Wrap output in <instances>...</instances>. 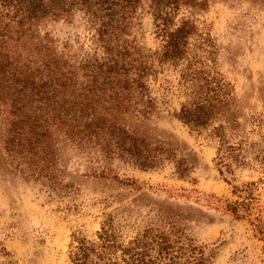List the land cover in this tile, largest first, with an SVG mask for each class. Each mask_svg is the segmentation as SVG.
<instances>
[{
    "label": "trees",
    "instance_id": "1",
    "mask_svg": "<svg viewBox=\"0 0 264 264\" xmlns=\"http://www.w3.org/2000/svg\"><path fill=\"white\" fill-rule=\"evenodd\" d=\"M211 1L0 0V119L6 126V162L22 178L61 190L55 151L64 139L82 153H93L99 170L102 161L112 159L143 171L172 163L175 174L188 177L193 162L187 154L146 138L135 127L158 111L149 82L157 74L156 61L182 64L186 100L174 117L191 133L215 143L218 171L232 180V164L245 165L246 147L257 145L240 134L245 131L232 85L209 65L214 55L211 39L194 21L179 18L185 10L205 11ZM145 10L160 41L152 54L133 31ZM75 17L84 26L92 54L58 52L47 32L40 35L42 24L70 23ZM253 122L262 128L264 115ZM255 161L264 171V149ZM244 205L237 203L230 210L237 214ZM69 258L73 264H209L211 255L181 229L146 228L128 238L123 225L108 215L96 240L74 238Z\"/></svg>",
    "mask_w": 264,
    "mask_h": 264
},
{
    "label": "rangeland",
    "instance_id": "2",
    "mask_svg": "<svg viewBox=\"0 0 264 264\" xmlns=\"http://www.w3.org/2000/svg\"><path fill=\"white\" fill-rule=\"evenodd\" d=\"M145 12L133 31L152 54L160 41ZM182 16L207 33L214 51L209 65L234 89L232 97L246 132L240 134L257 145L246 147V164H232V180L226 173L222 176L215 143L191 133L174 117L186 100L181 63L154 61L157 74L149 82L158 111L135 127L146 138L178 146L187 154L193 171L186 178L175 174L172 163L143 171L112 159L102 161L99 170L93 153H82L61 139L55 158L62 189L53 190L22 178L6 162V126L0 119V264H73L69 251L74 238L96 240L108 215L123 225L128 238L146 228L181 229L196 245L207 247L209 264H264V171L255 161L264 149V126L253 122L258 114L264 115V0H212L205 11L185 10ZM39 28L41 37L47 32L54 39L58 52L94 51L78 17ZM237 203L246 207L234 214L230 207Z\"/></svg>",
    "mask_w": 264,
    "mask_h": 264
}]
</instances>
